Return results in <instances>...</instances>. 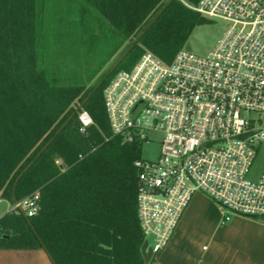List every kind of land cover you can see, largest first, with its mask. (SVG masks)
Segmentation results:
<instances>
[{"label": "trees", "instance_id": "16d2710c", "mask_svg": "<svg viewBox=\"0 0 264 264\" xmlns=\"http://www.w3.org/2000/svg\"><path fill=\"white\" fill-rule=\"evenodd\" d=\"M82 1L104 22L106 59L115 57L93 85L64 83L44 65L38 0H0V199L41 193L36 215L0 217V248H42L55 264H147L141 149L113 135L104 90L144 48L171 61L206 17L181 0ZM84 109L94 121L85 130Z\"/></svg>", "mask_w": 264, "mask_h": 264}, {"label": "built area", "instance_id": "2783aa9c", "mask_svg": "<svg viewBox=\"0 0 264 264\" xmlns=\"http://www.w3.org/2000/svg\"><path fill=\"white\" fill-rule=\"evenodd\" d=\"M181 1L230 22L212 51L182 48L166 61L144 48L104 90L113 135L140 149L150 134L161 135L156 159L134 161L138 216L153 255L168 245L197 192L227 221L233 215L264 220V171L248 177L264 151V0ZM79 118L83 130L94 123L85 109ZM40 199L36 191L11 210L34 216Z\"/></svg>", "mask_w": 264, "mask_h": 264}, {"label": "rangeland", "instance_id": "374dc122", "mask_svg": "<svg viewBox=\"0 0 264 264\" xmlns=\"http://www.w3.org/2000/svg\"><path fill=\"white\" fill-rule=\"evenodd\" d=\"M205 17L195 27L184 47L199 55L211 52L230 25L222 18ZM38 26L43 63L53 74L59 73L64 83L96 84L115 59H106L108 51L102 36L105 25L99 13L82 0H38ZM150 135L151 141L143 144L141 156L153 160L159 156L161 135ZM263 171L264 151H261L248 177L256 180ZM12 206L9 201H0V213L5 214ZM242 219L245 220L238 219L229 225L230 220L221 218L220 227L209 243L216 257L230 254L241 261L261 259L264 220L256 219L255 224H251L246 221L249 217ZM248 231L251 235L247 234Z\"/></svg>", "mask_w": 264, "mask_h": 264}, {"label": "crops", "instance_id": "0c3cea01", "mask_svg": "<svg viewBox=\"0 0 264 264\" xmlns=\"http://www.w3.org/2000/svg\"><path fill=\"white\" fill-rule=\"evenodd\" d=\"M5 199H0V201ZM7 201V200H6ZM12 208V207H11ZM9 208V210H11ZM3 214L0 213V217ZM223 212L219 206L203 192H197L185 209L168 245L154 255L148 264H263L264 248L261 259L242 260L225 254L216 257L209 246L220 227ZM240 216V217H239ZM243 215H233L230 224L235 220H245ZM246 220L255 224V218ZM250 234V231L247 234ZM246 234V235H247ZM256 255V254H255ZM254 255V256H255ZM0 264H55L45 249H7L0 248Z\"/></svg>", "mask_w": 264, "mask_h": 264}, {"label": "water", "instance_id": "95a60500", "mask_svg": "<svg viewBox=\"0 0 264 264\" xmlns=\"http://www.w3.org/2000/svg\"><path fill=\"white\" fill-rule=\"evenodd\" d=\"M141 251L143 254V257L145 259V262L148 264L150 263L152 257H153V250L152 247L149 246L148 240H145L142 247H141Z\"/></svg>", "mask_w": 264, "mask_h": 264}]
</instances>
